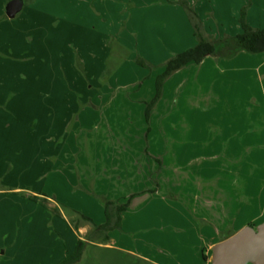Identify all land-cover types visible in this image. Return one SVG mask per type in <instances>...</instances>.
I'll return each mask as SVG.
<instances>
[{"label": "rangeland", "instance_id": "374dc122", "mask_svg": "<svg viewBox=\"0 0 264 264\" xmlns=\"http://www.w3.org/2000/svg\"><path fill=\"white\" fill-rule=\"evenodd\" d=\"M8 1L0 0V188L23 190L0 198V214L2 230L35 233L37 245H5L52 252V233L63 247L74 239L69 254L78 233L86 244L74 264H205L202 229L225 236L264 221V52L206 55L162 79L166 62L197 43L194 24L207 39L235 36L250 0H24L14 18ZM256 7L264 14V0ZM129 146L134 157L141 146L158 157L145 166L155 191L136 197L123 227L102 241L81 214L103 221L104 169L141 187L126 174ZM93 169L97 191L83 174ZM59 209L64 229L53 222Z\"/></svg>", "mask_w": 264, "mask_h": 264}, {"label": "crops", "instance_id": "0c3cea01", "mask_svg": "<svg viewBox=\"0 0 264 264\" xmlns=\"http://www.w3.org/2000/svg\"><path fill=\"white\" fill-rule=\"evenodd\" d=\"M250 1H251L250 7H248V9L246 10L245 20L253 28H263L264 27V14H260V12L257 11V7H256L260 4V0H256V2H255V0H250ZM262 10L264 11V7ZM236 55H234L232 57H235ZM3 127H4V124H2V128ZM129 139L132 140L133 138H129ZM143 148H145V149H143ZM148 148H149V146L148 147L141 146L138 150L140 153L136 154L135 157L133 156V153H132L133 148L130 146L124 148V150L121 151V152L128 153V151L131 150V152L129 151L130 153H129V156H127V159H129L130 164L132 163V168L127 173L126 172L125 173L127 174V177H129L130 181H133L135 183L138 182V184L139 183L142 184V185L141 184L138 185L141 187H138L137 191L135 189L136 188L135 184H133L132 188H130V186H128V184L131 185V183L127 179H126V182H119V179L115 180V173L117 172V169L114 170L113 169L114 167H111L110 170H106V169L103 170L102 175L106 176V178H107L105 180V183L107 181L108 182L103 185V187L101 189L102 191H97L98 186H99L100 182L103 181V179H97L96 178L97 177L96 172H98L97 170H94V169L91 171L84 170L83 174L87 175L88 177H90V175L92 174L93 175L92 177L94 178V176L96 174V177L91 182V186L94 188L95 187L97 188V189L95 188V190L97 191L98 194L104 195L101 198H104L106 200H111V201L117 202V203H121L125 199L129 201L127 209L121 214V225H120V227H123L125 213L127 212V210H129V207L131 206L132 201L135 200L136 197H139V195H142L144 192L146 193L149 191L153 192V190L155 191L154 187H152V188L148 187V184L150 183L152 178L150 176L151 171L149 169H147L145 166H147V164L150 162L152 157H155V159L158 157L151 156L150 152H148V150H147ZM113 160H115V159H113ZM134 163L138 167L133 168ZM134 173H136V176L138 175V177H134L133 176ZM139 177L143 180L144 183L138 181L137 178H139ZM146 177H147V180H146ZM135 179H137V180H135ZM83 180L84 179L82 178L81 181H83ZM114 183L115 184L117 183V184L114 185ZM121 185H124V186L127 185L128 187L126 189V187H123ZM120 186H121V188H120ZM81 187L84 188L83 185ZM122 188H124V189H122ZM104 189H106L107 191H104ZM22 190H23L22 188H18V187L12 188V189L0 188V198L3 197V199H4V194H6V192H13V191L15 192V191H22ZM37 195L41 196L40 194H34V196H37ZM55 205H56V208L59 207L57 203H55ZM58 212H59L60 216H59V218L54 217L55 219L53 222H55V221H57V223L60 222L62 229H64V224H62L63 222L60 221L61 220L60 218H62L66 223V217L63 214V210L59 209ZM84 213L87 214L86 216H88V213H86V212H84ZM103 213H104V209H103ZM103 216H104V219L102 222L98 221V223H96V222L95 223L96 224L103 223L105 221V214ZM4 220H5L4 214H0V248H1L2 244L5 245L4 242L6 239L13 240V239H20V237L23 240L28 239L27 242L23 241L22 245H24V243H26L28 245L30 244L31 246L33 244L35 246L37 245L36 243L31 242L32 239H33V241L37 239V236H36L37 234H35V233L30 232L27 234H21L20 232L17 233V231H16V233H6L5 230H2V227H3L2 223L4 222ZM202 220L204 222L209 223L208 219H202ZM82 227H84V226L79 227L78 231ZM236 231H238V229L233 230L231 233H229L225 236H219L220 230H218V233L210 232V234H209V227H206V229L204 231L202 229L201 234H200V239L203 240L205 242V244H203L202 247L199 248L200 249L199 253H200L201 258L204 260L205 264H210L209 261L211 259V248L213 247V245L215 243L231 236ZM109 232H112V231H109ZM66 233H67V231L65 232V234ZM57 234L59 237L64 236V233L60 232V231ZM74 237L76 240L78 238H82L78 235V233H76V236H74ZM49 239H51L48 242L49 247L51 248V246L54 245V248L51 250L52 252H50L49 250L48 251L47 250H41L42 253H40V255H39V251H36V250L33 251V249H30V250L24 249L23 252H21V250L15 249L16 247H14V246L16 244V241L12 247H9L8 245L13 244V243H8L7 245H5V248L0 251V264H56V263L60 262L68 254V252H70L72 250V248L74 246L73 245V243H74L73 238H72L73 239L72 241H69V244H67L66 247H63L62 242H60V240L58 238H55L52 233L50 234ZM75 245H76V241H75Z\"/></svg>", "mask_w": 264, "mask_h": 264}, {"label": "trees", "instance_id": "16d2710c", "mask_svg": "<svg viewBox=\"0 0 264 264\" xmlns=\"http://www.w3.org/2000/svg\"><path fill=\"white\" fill-rule=\"evenodd\" d=\"M246 8L247 7L245 6L241 9V15L239 19L242 32L235 36L218 40L207 39L200 34L199 30L197 29V25L194 24V35L198 38L197 43L193 47L171 57L166 62V69L162 75V79L163 76L170 75L188 63H199L206 55L232 57L240 51H245L251 54L264 52V27L253 28L246 22ZM162 79L159 78L157 80L156 96L154 100H152L151 104L147 105L145 110L146 118H148L149 110L152 108L154 101H156V99L160 96ZM101 201L105 214V221L103 223L96 224L90 217L84 214H81V218L85 222L91 224V233L94 236L100 237L102 241H107L109 239V231L120 228L121 214L127 209L129 201L127 200L126 203L121 204L111 200H106L104 198H102ZM85 244L86 241L78 238L73 252L67 254L57 264H74L78 262Z\"/></svg>", "mask_w": 264, "mask_h": 264}, {"label": "water", "instance_id": "95a60500", "mask_svg": "<svg viewBox=\"0 0 264 264\" xmlns=\"http://www.w3.org/2000/svg\"><path fill=\"white\" fill-rule=\"evenodd\" d=\"M24 0H10L5 6L8 18L23 8ZM210 264H264V221L246 225L211 248Z\"/></svg>", "mask_w": 264, "mask_h": 264}]
</instances>
